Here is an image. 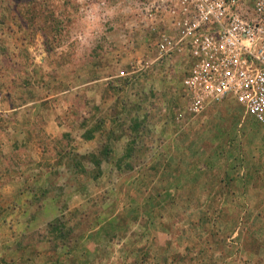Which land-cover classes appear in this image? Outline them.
I'll return each mask as SVG.
<instances>
[{"label":"rangeland","instance_id":"rangeland-1","mask_svg":"<svg viewBox=\"0 0 264 264\" xmlns=\"http://www.w3.org/2000/svg\"><path fill=\"white\" fill-rule=\"evenodd\" d=\"M159 30L128 0H0V264H264V123L188 113L183 56L132 72Z\"/></svg>","mask_w":264,"mask_h":264},{"label":"built area","instance_id":"built-area-1","mask_svg":"<svg viewBox=\"0 0 264 264\" xmlns=\"http://www.w3.org/2000/svg\"><path fill=\"white\" fill-rule=\"evenodd\" d=\"M143 28L160 29L145 65L183 56L191 115L227 98L264 123V0H128Z\"/></svg>","mask_w":264,"mask_h":264},{"label":"trees","instance_id":"trees-1","mask_svg":"<svg viewBox=\"0 0 264 264\" xmlns=\"http://www.w3.org/2000/svg\"><path fill=\"white\" fill-rule=\"evenodd\" d=\"M130 152H131V151H130ZM128 155H129V153H128ZM57 223H58V225H59V224L61 225L59 219H56L54 222L49 223V226H50V232H52V234H53V233H56V234L58 233V235H59V237H60V236H62L63 234H62V230H61V228L57 226ZM72 240L75 242V238L72 239ZM73 246H74V245H70V242H69V243L61 242L60 245H59V248L66 247V249H65V250H66L65 253H69V252L72 250Z\"/></svg>","mask_w":264,"mask_h":264}]
</instances>
